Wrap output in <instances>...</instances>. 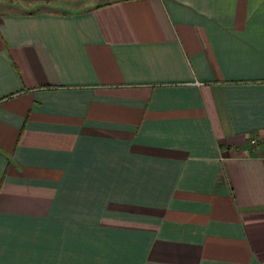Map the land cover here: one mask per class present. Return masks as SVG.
<instances>
[{
  "label": "crops",
  "instance_id": "obj_1",
  "mask_svg": "<svg viewBox=\"0 0 264 264\" xmlns=\"http://www.w3.org/2000/svg\"><path fill=\"white\" fill-rule=\"evenodd\" d=\"M0 264H264V0H0Z\"/></svg>",
  "mask_w": 264,
  "mask_h": 264
}]
</instances>
